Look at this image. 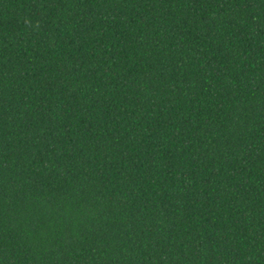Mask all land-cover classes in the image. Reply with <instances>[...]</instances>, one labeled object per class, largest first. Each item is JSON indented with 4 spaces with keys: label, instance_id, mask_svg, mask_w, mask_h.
I'll list each match as a JSON object with an SVG mask.
<instances>
[{
    "label": "trees",
    "instance_id": "obj_1",
    "mask_svg": "<svg viewBox=\"0 0 264 264\" xmlns=\"http://www.w3.org/2000/svg\"><path fill=\"white\" fill-rule=\"evenodd\" d=\"M0 264H264V0H0Z\"/></svg>",
    "mask_w": 264,
    "mask_h": 264
}]
</instances>
